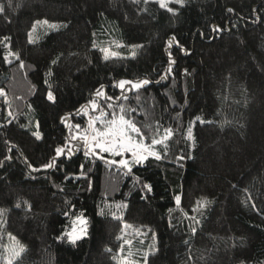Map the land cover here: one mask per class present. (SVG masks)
<instances>
[{"label": "trees", "instance_id": "trees-1", "mask_svg": "<svg viewBox=\"0 0 264 264\" xmlns=\"http://www.w3.org/2000/svg\"><path fill=\"white\" fill-rule=\"evenodd\" d=\"M0 5V264H264V0ZM102 110L149 154L87 148Z\"/></svg>", "mask_w": 264, "mask_h": 264}, {"label": "rangeland", "instance_id": "rangeland-1", "mask_svg": "<svg viewBox=\"0 0 264 264\" xmlns=\"http://www.w3.org/2000/svg\"><path fill=\"white\" fill-rule=\"evenodd\" d=\"M173 1L174 0H171V2ZM171 2H169V4ZM120 82H119V87H120ZM126 84L127 83L124 84L123 88L129 89L130 86H126ZM131 85L133 86L135 84L132 83ZM107 104L110 105V103ZM91 107L94 110L96 108V105L92 104ZM87 115H88L87 128L85 129L84 132L79 133V136L85 141L87 148L93 149L94 151L95 150L104 151L103 150L104 148H111L113 143H116L118 145L121 142H126L127 140H130L133 144L138 145V147L135 149L136 156H133L131 151H124L122 152L121 155H115L113 151H105L110 156H113V158H109V160L113 163H116L117 165L124 166L123 164L120 163V161L122 160L128 161L127 168L132 165L131 163L133 160L138 161L139 159L144 158L146 154H149L148 151L146 152L147 149L145 148V146H143L142 143L139 142L136 139V137L132 135L129 127L121 124L122 120L117 123L107 115V111H103V110L101 112H96V113L88 112ZM120 133H123V136H121ZM96 153L98 152L96 151ZM78 217H81L84 221H86V218L84 216H75L70 218L69 224L67 225L66 229L63 231V235H65L67 239H68L67 234L72 233L73 229H75L74 234L79 235L80 238L85 236V231L81 233V229L86 230V224H81L80 221L77 219ZM120 254L122 255L117 257L118 264H145V261H141L135 258L133 252H130L127 255V249L126 250L122 249L120 251ZM138 256H140V254H138L137 257Z\"/></svg>", "mask_w": 264, "mask_h": 264}, {"label": "snow or ice", "instance_id": "snow-or-ice-1", "mask_svg": "<svg viewBox=\"0 0 264 264\" xmlns=\"http://www.w3.org/2000/svg\"><path fill=\"white\" fill-rule=\"evenodd\" d=\"M144 2L147 3L148 0H144ZM155 2L159 4V7H160V8H162V9H166L168 12H173V9H172L171 7H169V2H171V0H155ZM175 2H176V3H179V4H181V6H183V0H175ZM228 11H232V9H229ZM0 12H3V5H0ZM36 24H44V25H48V26L51 27V28H56V27H58L57 25L49 24V22H48L47 20H45V21H37ZM35 27H36V25H33V31H35ZM215 30H216V31H219L220 29L217 28V29H215ZM5 39H7V38H5ZM174 41H175V37H173V38L169 41V46H171V44H172ZM30 42H31V34H30ZM9 55H12V53H9ZM17 58H18V57H17ZM105 58H107V57H105ZM5 59H7V57H5ZM169 63H170V64H171V63H175V61L170 60ZM170 70H171V69H169V71H170ZM125 83H130V82L121 81V82H120V87L123 88V86H124ZM147 83H148V81H146V80H145V81H141L140 83H137V84L133 85V87H135V88H139V87L142 86V84H147ZM97 94H98V95L100 94L99 90H98ZM48 98H49L50 100L53 99L51 93H49ZM77 127H79V125H77ZM132 128H133V131H137V132L139 131V130L136 129L134 126H132ZM35 135H37V139L40 138L38 134H35ZM120 135L123 136V133H120ZM190 138H191V136H190ZM137 147H138V145H135V144H133L130 140H127L126 142H121V143H119L118 145H117L116 143H113V145H112L111 148H104L103 150H104V151H113L115 155H121L122 152H124V151H131L132 154H133V156H136V151H135V149H136ZM61 152H62V150L58 148V149H57V155H59ZM156 158L159 159L160 157H159V156H156ZM137 162H139V161H137ZM120 163L123 164L125 167L128 166V161H126V160H122V161H120ZM53 166H54V162L45 165V167H48V168H51V167H53ZM145 187H146L149 191H151V186H150V185H145ZM179 202H180V197L177 196V197H176V203L179 204ZM204 203H207V202H204ZM17 206H19V205H17ZM77 219L80 221L81 224H86V221H84L81 217H78ZM84 231H85L84 229H81V233H83ZM74 233H75V229H73V232H72V233H68V234H67V237H68V239H69V241H70L71 243H75L76 240L80 238L79 235H75ZM12 239H15V238H12ZM23 250H24L23 247H21L19 251H15V250H14V255H15V256H19L20 253H21ZM145 259H146V258H145ZM9 264H11V261H9Z\"/></svg>", "mask_w": 264, "mask_h": 264}]
</instances>
